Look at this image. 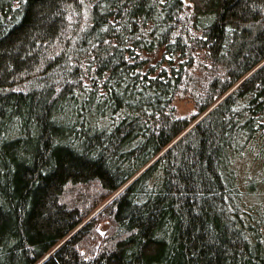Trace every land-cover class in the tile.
Returning a JSON list of instances; mask_svg holds the SVG:
<instances>
[{
    "label": "trees",
    "instance_id": "16d2710c",
    "mask_svg": "<svg viewBox=\"0 0 264 264\" xmlns=\"http://www.w3.org/2000/svg\"><path fill=\"white\" fill-rule=\"evenodd\" d=\"M262 176L264 0H0V264H264Z\"/></svg>",
    "mask_w": 264,
    "mask_h": 264
},
{
    "label": "rangeland",
    "instance_id": "374dc122",
    "mask_svg": "<svg viewBox=\"0 0 264 264\" xmlns=\"http://www.w3.org/2000/svg\"><path fill=\"white\" fill-rule=\"evenodd\" d=\"M174 106L176 113L180 116H191L195 112L193 106L185 100L176 99L174 101ZM256 186L258 190L256 192L257 196L253 194L251 196H256L257 198H262L264 200V176H262L261 181L257 182Z\"/></svg>",
    "mask_w": 264,
    "mask_h": 264
}]
</instances>
